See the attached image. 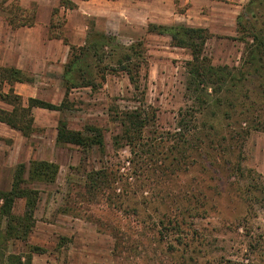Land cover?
<instances>
[{"label": "rangeland", "instance_id": "obj_1", "mask_svg": "<svg viewBox=\"0 0 264 264\" xmlns=\"http://www.w3.org/2000/svg\"><path fill=\"white\" fill-rule=\"evenodd\" d=\"M10 1L24 9L34 8L36 24L12 29L4 19L7 13L0 9V67H15L32 79L14 85L24 100L31 97L58 105L63 99L62 74L69 51L62 40L48 38L50 13L58 0ZM248 2L198 1V18L206 15L210 22L213 37L204 55L213 66L239 67L246 44L236 32V23ZM260 12L264 21V6ZM61 15H69L63 28L69 45H83L92 23L95 31L115 36L122 45L142 43L145 96L140 102L124 73H110L97 91L72 90L62 113L33 110L34 131L29 138L0 123V191L10 189L20 163L47 161L59 167L54 183L27 185L37 192V203L34 226L25 238L19 235L22 231L9 236L1 220L0 264H6L8 256L25 261L29 255L31 264H144L145 255L153 250L158 253L152 264H264V127L250 132L241 148L229 150L237 144L231 134L237 125L235 114L225 118L229 130L222 134L224 141L202 134L197 139L193 157L199 165L189 172L182 166L159 168L162 160H171L163 148L167 133H177L179 110L192 105L186 93L189 52L171 47L166 36L146 33L147 26L107 27L103 18L71 11H61ZM136 108L153 110L156 123L146 129L139 148L132 151L120 138V116ZM60 120L71 130H100L104 147L86 150L57 144ZM200 142L206 145L199 148ZM211 142L213 150L207 146ZM155 143L160 145L159 154L150 159L149 146ZM103 169L107 183L98 182L100 189L91 194L85 187L86 177ZM189 206L194 210H187ZM23 212L24 201L18 199L12 213L23 217ZM163 215L168 218L166 229H154Z\"/></svg>", "mask_w": 264, "mask_h": 264}, {"label": "trees", "instance_id": "obj_2", "mask_svg": "<svg viewBox=\"0 0 264 264\" xmlns=\"http://www.w3.org/2000/svg\"><path fill=\"white\" fill-rule=\"evenodd\" d=\"M5 4H9V7L3 8ZM263 6L264 0H249L243 13L237 17L236 32L246 44V52L239 67L212 65L211 60L204 55L206 43L213 37L207 28L178 24L147 25L146 33L168 37L171 47L187 50L191 57V60L185 63V68L188 74L186 93L192 105L179 110L177 133H167L169 137L166 138V147L163 148L167 152V158L171 157V160L166 162L165 159L162 160L159 168L182 166L185 172H189L191 167L199 165L193 157L195 151L193 148L197 139L202 134L207 137L217 136L224 141L222 134L229 130V124L224 123L225 118L230 119L235 114L238 118L237 125L233 127L231 134L234 136L232 140L237 141L238 146L231 144V147H228L229 150L241 148V143L250 132L263 129L264 21L260 12ZM76 8L77 5L72 0H58L57 6L51 10L47 27L50 40H62L64 45L69 46L68 58L63 66L64 94L60 104L55 105L31 97L24 100L15 92L14 85L31 83L32 79L15 67H0V123L20 133L24 138H29L34 131L33 110L42 109L62 113L68 106V97L72 90L89 88L97 91L110 73H124L133 88L135 97L140 98V102L143 103L146 89V76L141 75V70L146 64L143 44L122 45L115 36L104 31H95L94 23H92L87 26V38L83 45H69L63 36L66 19L64 15H61V11H72ZM0 9L7 13L4 19L12 29L32 28L36 24L37 12L34 8L24 9L15 1L1 0ZM245 38L250 39V43L246 42ZM208 120L215 121L209 123ZM155 123L156 115L153 110L136 108L126 111L120 116V124L123 127L120 138L130 150L134 151L139 148L142 134ZM55 141L57 144L77 146L86 150L94 146L99 149L104 147L100 130L93 127L86 128L85 133L71 130L62 120L58 122ZM208 144V148L213 150L210 146L212 142ZM203 145L206 143L200 142L199 148ZM158 146H160L158 143L149 146L152 148L150 159L159 154L156 153ZM58 170L59 167L55 163L47 161H30L28 166L20 163L15 167L10 189L0 191V222L5 220L9 236L16 237L18 232L22 231L19 235L25 238L34 226L37 192L28 188L27 185L54 183ZM106 173L103 169L92 171L87 175L88 182L85 187L89 188L91 194L100 189L98 182L107 183ZM88 183H90L89 186ZM18 199L24 201L23 217H17L12 213V208ZM187 210L194 209L189 206ZM167 219V216L163 215L158 223L154 224V229L155 226H159L160 230L166 229L164 225ZM176 226L179 228L180 224L177 222ZM160 233L163 237V233L161 231ZM32 250L34 252L37 249ZM157 253L153 250L146 254L147 260L144 264L149 262L152 264ZM160 254L171 255L169 252H160ZM6 259V264H31V255L25 261H22L21 256L15 258L8 256Z\"/></svg>", "mask_w": 264, "mask_h": 264}, {"label": "crops", "instance_id": "obj_3", "mask_svg": "<svg viewBox=\"0 0 264 264\" xmlns=\"http://www.w3.org/2000/svg\"><path fill=\"white\" fill-rule=\"evenodd\" d=\"M72 1L77 5V8L71 11L72 13H81L84 17L103 18L107 27L118 28L121 24H131L137 27H146L148 24L162 26L185 24L207 28L209 32L211 31L208 16L198 18L200 15L197 7L199 0ZM180 6L183 7L177 10ZM65 18L68 19L69 15Z\"/></svg>", "mask_w": 264, "mask_h": 264}]
</instances>
